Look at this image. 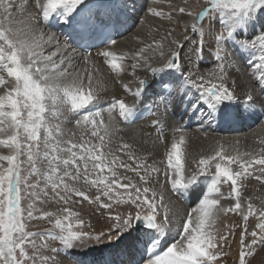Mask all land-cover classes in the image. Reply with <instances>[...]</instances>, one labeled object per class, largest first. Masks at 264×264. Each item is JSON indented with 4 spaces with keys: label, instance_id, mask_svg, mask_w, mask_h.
<instances>
[{
    "label": "snow or ice",
    "instance_id": "1",
    "mask_svg": "<svg viewBox=\"0 0 264 264\" xmlns=\"http://www.w3.org/2000/svg\"><path fill=\"white\" fill-rule=\"evenodd\" d=\"M167 8H147L171 27L154 28L147 40L134 36L132 50L117 46V22L105 24L113 31L97 64L78 48L92 46L98 0H0V264H58L61 253L126 237L135 242L129 264H221L237 229V264L264 247V206L245 194L250 180L264 186V138L244 148L239 139L211 138L194 155L188 131L176 127L168 136L157 118L151 127L166 149L157 159L146 140L118 136L150 92L164 115L184 104L206 141L205 127L264 108V0ZM57 26L63 41L51 30ZM237 63L259 70L255 88L231 78ZM117 84L131 102L104 100ZM85 202L106 216V231L86 222L77 207ZM230 214L242 223H228ZM252 216L259 222L249 232ZM40 222L47 227L36 228Z\"/></svg>",
    "mask_w": 264,
    "mask_h": 264
},
{
    "label": "bare ground",
    "instance_id": "2",
    "mask_svg": "<svg viewBox=\"0 0 264 264\" xmlns=\"http://www.w3.org/2000/svg\"><path fill=\"white\" fill-rule=\"evenodd\" d=\"M164 3H153V0H98L99 9L96 13V20L94 26L98 23H101L103 18L116 20L117 18L124 17L122 23L125 31L122 35L118 36L116 39L118 41L117 46L123 50H132L138 47L137 42L133 39L134 36L139 35L141 39H149V32L154 28L159 27L161 33L165 28L171 27L167 21H162L160 18L150 16L147 13V8L149 6L156 7L158 9L163 8L164 11H167V4L170 2L175 3L176 0H163ZM19 3H23L24 0H18ZM177 5V4H176ZM181 5V3H180ZM30 9V5H29ZM105 13H110L106 15ZM18 20L24 19V14L20 12L16 13ZM143 21V22H142ZM52 31L56 32L59 38L63 41L67 35L61 34L60 27H53ZM72 42L71 40L69 41ZM74 46V44H73ZM75 47V46H74ZM105 47L100 49V52L104 50ZM213 50L209 49V51ZM79 52V51H78ZM81 53V52H79ZM97 53H91L93 58L96 59L97 64L103 63V58L97 56ZM82 63V62H81ZM209 65V60L206 58L200 64L201 71L205 70ZM250 72H254L255 76L250 75ZM107 75V74H106ZM139 76L143 77L146 74L141 72L138 73ZM259 77V70L256 69H247L240 66L237 63L236 67L231 71V78L237 79L239 83L245 86L244 90L247 91L249 88H255ZM125 82H128L130 86L134 89L137 87V83L130 75L124 77ZM104 100L110 101L113 96L119 98L121 96H126L128 102H131L133 97L126 95L124 90L117 84L115 86L110 85L108 91L102 94ZM155 97L150 92L144 99L145 102H151L153 104ZM143 103V104H144ZM142 106V105H141ZM228 112L232 111L231 109L226 110ZM152 115L149 117L134 122L130 125L121 123L120 127L123 129L122 132L118 133V136L124 137V139L130 142H137L140 140H146L147 142L143 145L148 151H152L157 159H161L163 153L165 152V144L156 140L157 130L151 127V121L159 118L162 121L164 126L165 133L170 136L174 128L179 127L181 120L189 114H185V105L178 104L175 111L171 109L168 111L167 115H164L161 111H158L153 107ZM264 108L257 107L255 115H246L242 119H231L224 118L218 123L213 124L211 128H204V131H207L210 135L209 140L203 138V133L200 130L199 124L200 121L194 117L195 123L193 127L188 130L190 135V146L189 151L192 154H198L202 149L207 150L211 143V138L224 137L226 139H239L241 141V148L247 146H254L258 138H264ZM229 120L227 123L226 120ZM171 126V127H169ZM68 127H72L71 124ZM181 127V125H180ZM222 127L223 129H221ZM262 190V191H261ZM261 192L260 194L258 193ZM246 196H251L254 204H259L256 206H264V186H261L258 182L247 184ZM259 194V195H258ZM256 195L260 196L257 197ZM258 198L257 202L255 201ZM80 210V208L78 207ZM87 211H90L87 209ZM178 211H182V206H178ZM237 218L239 217L235 214H230L228 218V223L236 224L238 223ZM86 221H90L92 227L97 231H106L107 230V221L93 214H89L86 218ZM242 222V220H241ZM258 219L255 216L249 217L248 229L251 232L255 229ZM105 225V226H104ZM239 231H236V238L231 244V248L226 247L225 251L228 253V257L238 256L239 246ZM134 240L131 237H126L119 242L113 241L112 244H103L92 247L91 249H84L79 251H69L67 253H61L57 256L58 264H107L110 259L113 261L115 259H122L120 264H129V261L134 259L136 253L134 251ZM262 256V264H264V247L258 246L256 248ZM258 260H253L252 263H255ZM221 264H226V262L221 261Z\"/></svg>",
    "mask_w": 264,
    "mask_h": 264
},
{
    "label": "rangeland",
    "instance_id": "3",
    "mask_svg": "<svg viewBox=\"0 0 264 264\" xmlns=\"http://www.w3.org/2000/svg\"><path fill=\"white\" fill-rule=\"evenodd\" d=\"M162 3H164V1ZM180 3H181V5H180ZM189 3L198 6L200 4H203L204 0H189ZM176 4H177V6H182L183 0H176L174 5H176ZM214 47H215V45L213 44L212 48L214 49ZM249 183L253 184V183H256V181L253 179V180H250ZM258 193L260 194L261 192L258 191ZM258 195H256V196L260 198V196H258ZM257 200H258V198L255 201L257 202ZM255 205H259V204H255ZM77 207L80 208L81 215L85 218V220L89 214H93L94 216L98 215L99 217H102L106 220V216L102 214V211L99 210L96 205H88L87 202H85L82 206H77ZM257 207H260V206H257ZM87 209H89L90 211H87ZM238 217H239V219L237 218L238 223H242L241 222L242 217H240V216H238ZM86 222H88V221H86ZM35 227L36 228H44V227H47V225L44 222H40ZM106 227H107V225H106ZM52 247H59L58 242H53ZM259 254L260 253L258 252V250H256L254 255L248 258L249 264H262V261H261L262 256L260 257ZM257 256H258V260L255 263H252L253 260L257 259ZM221 261L226 262V264H237L238 256H235V258H234V257H228V255H227V256L223 257Z\"/></svg>",
    "mask_w": 264,
    "mask_h": 264
}]
</instances>
